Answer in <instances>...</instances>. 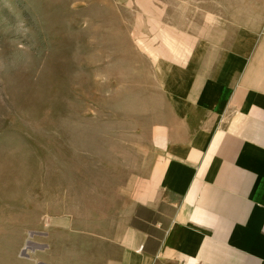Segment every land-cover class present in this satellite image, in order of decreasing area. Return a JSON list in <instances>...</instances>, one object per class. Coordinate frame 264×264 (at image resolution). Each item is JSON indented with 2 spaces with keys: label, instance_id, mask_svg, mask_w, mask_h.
<instances>
[{
  "label": "rangeland",
  "instance_id": "rangeland-1",
  "mask_svg": "<svg viewBox=\"0 0 264 264\" xmlns=\"http://www.w3.org/2000/svg\"><path fill=\"white\" fill-rule=\"evenodd\" d=\"M144 2L0 0V264H47L54 224L126 225L163 159L145 28L264 21V0H154L147 23Z\"/></svg>",
  "mask_w": 264,
  "mask_h": 264
},
{
  "label": "crops",
  "instance_id": "crops-1",
  "mask_svg": "<svg viewBox=\"0 0 264 264\" xmlns=\"http://www.w3.org/2000/svg\"><path fill=\"white\" fill-rule=\"evenodd\" d=\"M161 32L144 44L163 159L111 235L54 224L47 264H264V21Z\"/></svg>",
  "mask_w": 264,
  "mask_h": 264
}]
</instances>
